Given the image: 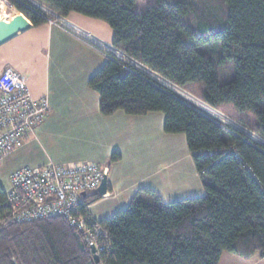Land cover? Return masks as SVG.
Wrapping results in <instances>:
<instances>
[{
  "label": "trees",
  "instance_id": "trees-1",
  "mask_svg": "<svg viewBox=\"0 0 264 264\" xmlns=\"http://www.w3.org/2000/svg\"><path fill=\"white\" fill-rule=\"evenodd\" d=\"M10 1L33 25L47 21L26 0ZM39 1L65 17L106 21L114 46L185 90L198 84L208 105L264 138V0H154L144 12L138 0ZM89 85L104 115L163 112L165 131L186 135L205 194L165 202L139 189L125 208L99 220L109 245L99 263L62 216L11 220L0 229V264H219L225 250L264 258V144L114 59ZM120 159L114 151L111 161ZM101 196L86 197V217ZM6 202L0 183V207Z\"/></svg>",
  "mask_w": 264,
  "mask_h": 264
},
{
  "label": "crops",
  "instance_id": "crops-1",
  "mask_svg": "<svg viewBox=\"0 0 264 264\" xmlns=\"http://www.w3.org/2000/svg\"><path fill=\"white\" fill-rule=\"evenodd\" d=\"M14 8L8 0H0V17L3 19L0 34L7 39L0 43V73L7 66L13 67L27 81L34 97H48L51 110L26 141L3 160L6 166H13L7 177L9 187L11 174L23 166L92 160L109 167L108 192L89 206L97 220L125 208L141 188L155 190L165 202L178 200L174 191L185 175L178 176V134L165 131V114L155 111L131 115L121 110L111 115L102 114L101 95L89 85V80L108 59L104 52L94 46L91 38L78 37L48 21L35 26ZM66 19L81 29L82 34L86 32L98 41L112 44L109 30L101 33L96 19L75 12ZM61 110H66L69 119L81 124L93 138L99 136L95 138L99 146L89 147L83 155L66 160L60 158L61 154L57 157L45 155L41 151L46 138L45 125L54 121ZM114 151L121 154L117 162L111 161ZM3 163H0V169ZM192 175L193 181H197L196 175ZM0 183L2 185L1 177ZM116 199H120L123 208L117 206ZM104 200L108 201L99 203ZM97 203L102 211H107L103 218H98L92 210ZM253 256L263 260L261 255L255 253Z\"/></svg>",
  "mask_w": 264,
  "mask_h": 264
},
{
  "label": "built area",
  "instance_id": "built-area-1",
  "mask_svg": "<svg viewBox=\"0 0 264 264\" xmlns=\"http://www.w3.org/2000/svg\"><path fill=\"white\" fill-rule=\"evenodd\" d=\"M26 1L51 24L58 25L78 37L91 38L94 46L102 50L108 58L118 61L124 67L139 70L169 90H172L171 86L176 87L177 84L124 50L98 41L89 33L82 34L81 29L49 5L39 0ZM206 107L222 116L217 108L208 104ZM50 110L47 96L34 97L27 81L18 71L10 66L3 69L0 73V163L45 121ZM206 112L221 121L210 111ZM224 118L230 121L229 125L264 144V138L256 132L244 125L245 128L239 124L234 125L235 120L232 118ZM108 172V166L92 160L67 164L49 162L38 167L19 168L10 176V187L6 191L7 202L0 207V229L11 220L29 222L62 216L80 232L87 244L96 247L101 256L109 248L108 231L99 220L86 217L82 208L88 207L86 197L97 193L104 175H108Z\"/></svg>",
  "mask_w": 264,
  "mask_h": 264
},
{
  "label": "rangeland",
  "instance_id": "rangeland-1",
  "mask_svg": "<svg viewBox=\"0 0 264 264\" xmlns=\"http://www.w3.org/2000/svg\"><path fill=\"white\" fill-rule=\"evenodd\" d=\"M8 1L11 3L10 0ZM153 1L154 0H138V3L136 5V10L138 12H144L145 7L147 8L148 6L153 4L152 3ZM17 13H20V12L18 11ZM20 14L23 18L25 17L22 13ZM90 18H93V17H90ZM93 19H96V21H99L98 23H99L101 33L107 32L109 30L110 36L112 35V30H111L112 28L106 21L98 19V18H93ZM194 87L195 88L193 89L196 90L194 92L189 91L187 89L185 90L184 88L179 87L177 85L175 88L171 86V89L174 93H176L177 95H180L181 97L186 99L189 103H193L194 105H196L197 107L205 111L207 110L210 111L212 114L217 116L218 119L221 120L222 123H228V122L230 123V121L225 119L224 116L230 119L232 118L233 121L235 120V118L233 117L234 115L224 109H220V110L214 109V110H217L220 114H222V116H220L216 114L214 111H212L211 108L206 107L207 103L201 99L200 94L198 92L199 85L197 84ZM69 117L70 116L68 115L66 110H61V112L59 113V115H57L54 121L45 125L44 130H45L46 138L44 139V142H43L44 147L41 148V151L45 155H51L53 157H57L58 154H61L60 158L66 160V159H70V157L72 156L83 155L84 151L87 150L89 147L99 146L98 145L99 141L95 139L97 137L99 138V136L95 135L97 137L93 138L94 136L90 135L88 131H84L82 129L81 124L79 125V123H77L76 121L70 120ZM236 120L234 121L235 122L234 125L236 124L242 125ZM185 137L186 135L183 133L178 134V145H177L178 176L180 174H184L185 177L182 178L183 181H178V187L176 189L177 191L176 190L174 191L177 194L175 199L205 194L203 183L200 179V176L197 174V170L195 168L193 158L188 149ZM3 162L4 161H2L1 164ZM12 168H13L12 165L6 166V163L4 162L3 167L0 169L1 182L5 189L9 188V180L7 177L10 174ZM192 173L196 175L197 181H193ZM107 201L108 200H104L99 203H106ZM99 203L94 205L92 207V210L98 218H101L104 214H107L106 213L107 211H102L101 205H98ZM116 204L120 209L123 208L121 207L123 206V203L120 202V199H116ZM117 210L119 209H116V211ZM256 254L260 255L259 252ZM257 257L258 256L246 258L239 254L225 250L221 256L219 264H252V263L253 264H264V258L263 257L261 258L263 260H257Z\"/></svg>",
  "mask_w": 264,
  "mask_h": 264
},
{
  "label": "water",
  "instance_id": "water-1",
  "mask_svg": "<svg viewBox=\"0 0 264 264\" xmlns=\"http://www.w3.org/2000/svg\"><path fill=\"white\" fill-rule=\"evenodd\" d=\"M2 22H3V19L0 17V25L2 24ZM5 40H7V39L2 34H0V43H2ZM108 187H109L108 176L107 175H104V177H103V179L101 181V184L98 187L97 192L100 195H105L108 192ZM91 250H92V253L94 255L95 262L96 263H99L100 262V256L97 253L96 247L91 246Z\"/></svg>",
  "mask_w": 264,
  "mask_h": 264
}]
</instances>
